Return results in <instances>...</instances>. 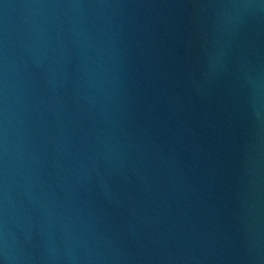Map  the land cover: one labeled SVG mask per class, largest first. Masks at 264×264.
Wrapping results in <instances>:
<instances>
[{
    "label": "water",
    "instance_id": "water-1",
    "mask_svg": "<svg viewBox=\"0 0 264 264\" xmlns=\"http://www.w3.org/2000/svg\"><path fill=\"white\" fill-rule=\"evenodd\" d=\"M0 264H264V0H0Z\"/></svg>",
    "mask_w": 264,
    "mask_h": 264
}]
</instances>
